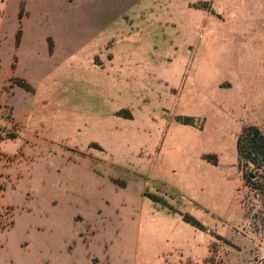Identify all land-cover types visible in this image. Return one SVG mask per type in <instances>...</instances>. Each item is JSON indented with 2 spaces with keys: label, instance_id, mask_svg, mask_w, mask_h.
I'll use <instances>...</instances> for the list:
<instances>
[{
  "label": "rangeland",
  "instance_id": "1",
  "mask_svg": "<svg viewBox=\"0 0 264 264\" xmlns=\"http://www.w3.org/2000/svg\"><path fill=\"white\" fill-rule=\"evenodd\" d=\"M247 126L264 0H0V264H264Z\"/></svg>",
  "mask_w": 264,
  "mask_h": 264
},
{
  "label": "trees",
  "instance_id": "2",
  "mask_svg": "<svg viewBox=\"0 0 264 264\" xmlns=\"http://www.w3.org/2000/svg\"><path fill=\"white\" fill-rule=\"evenodd\" d=\"M240 156L264 168V133L256 126H247L237 140ZM264 195V187L258 186Z\"/></svg>",
  "mask_w": 264,
  "mask_h": 264
},
{
  "label": "crops",
  "instance_id": "3",
  "mask_svg": "<svg viewBox=\"0 0 264 264\" xmlns=\"http://www.w3.org/2000/svg\"><path fill=\"white\" fill-rule=\"evenodd\" d=\"M110 56H111V55L109 54V57H110ZM37 105H38V102L35 103L34 106L31 108L32 111L29 110L28 112H29V113H30V111H31V113L34 112V110L36 109ZM31 113H30V114H31ZM30 114H29V115H30ZM29 115H28V116H29ZM34 127H36V126H34ZM44 131H45V130H44Z\"/></svg>",
  "mask_w": 264,
  "mask_h": 264
}]
</instances>
